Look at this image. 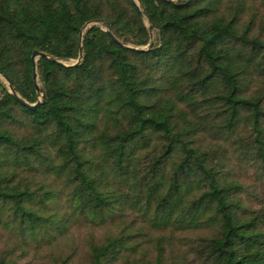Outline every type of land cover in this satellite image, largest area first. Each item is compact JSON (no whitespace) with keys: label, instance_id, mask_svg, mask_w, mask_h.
I'll list each match as a JSON object with an SVG mask.
<instances>
[{"label":"trees","instance_id":"1","mask_svg":"<svg viewBox=\"0 0 264 264\" xmlns=\"http://www.w3.org/2000/svg\"><path fill=\"white\" fill-rule=\"evenodd\" d=\"M135 2L0 0V264H264V0Z\"/></svg>","mask_w":264,"mask_h":264},{"label":"rangeland","instance_id":"2","mask_svg":"<svg viewBox=\"0 0 264 264\" xmlns=\"http://www.w3.org/2000/svg\"><path fill=\"white\" fill-rule=\"evenodd\" d=\"M99 226V223L94 226H91L88 223L73 225L69 229V234L66 239H63V241L61 242L59 249H68L76 245L78 247L79 252L81 248L85 246V239L88 238L90 234L97 237H101L104 233H106V231L111 232L113 229H118V227L115 225H111L112 228L110 225L107 227ZM49 250L50 248L48 247L38 250V252L35 253L34 257L32 258V264H47L49 259L46 257V254L44 252ZM28 256H31V254H28Z\"/></svg>","mask_w":264,"mask_h":264},{"label":"water","instance_id":"3","mask_svg":"<svg viewBox=\"0 0 264 264\" xmlns=\"http://www.w3.org/2000/svg\"><path fill=\"white\" fill-rule=\"evenodd\" d=\"M131 1H132V3L135 5L136 9L141 13L140 7L137 5V3L135 2V0H131ZM151 26H152V25H150V27H151ZM107 31L111 34V36H112L113 38H115V36L112 34V32H111L109 29H107ZM115 39H116V38H115ZM151 45H152V42H149L148 47L151 46ZM81 53H82V46L80 45V46H79V55H78L77 60H76L75 63H77V61L80 59V57H81ZM40 54H45V53L42 52V51H40V50H38V49H33L32 52H31V55H30V58H31V66H32V76H33V79H34V80L36 79V76H37V72H36V64H35V56L40 55ZM50 58L55 59L57 62H62L61 60H59V59H57V58H55V57H53V56H50ZM75 63H74V64H75ZM9 85H10V83H9ZM35 87H36L37 90H39V87H38L37 83L35 84ZM10 89H11L12 94H13L15 97H17L21 102H23L25 105H27V106L30 107V108H34V107L39 103V100H37V101L34 102V103H29V102L25 101L22 97H20V96L15 92V89H14L13 86H11ZM42 96H43V94H41V97H42Z\"/></svg>","mask_w":264,"mask_h":264}]
</instances>
